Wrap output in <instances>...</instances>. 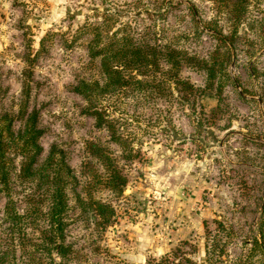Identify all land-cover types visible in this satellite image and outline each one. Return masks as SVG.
Returning <instances> with one entry per match:
<instances>
[{
    "label": "rangeland",
    "instance_id": "1",
    "mask_svg": "<svg viewBox=\"0 0 264 264\" xmlns=\"http://www.w3.org/2000/svg\"><path fill=\"white\" fill-rule=\"evenodd\" d=\"M236 1L0 0V116L17 131L36 112L41 160L55 149L76 179L71 249L56 264H149L176 250L174 264H264V0H249L239 23L231 12ZM107 16L117 27L129 24L128 33L160 64L157 74L133 76L156 75L162 91L145 98L131 85L111 100L134 120L127 127L138 152L132 161L76 92L81 82H105L100 59L89 56L90 36L77 31ZM217 57L227 76L218 74L220 96L206 90L204 61ZM92 143L108 147L122 169V196L91 175L102 171L89 153ZM11 157L20 167V157ZM22 185L13 198L20 212L36 190ZM93 200L115 210L105 229L88 210ZM7 203L0 192V264H51L39 247L24 249L9 236ZM40 228L25 227L34 243Z\"/></svg>",
    "mask_w": 264,
    "mask_h": 264
},
{
    "label": "trees",
    "instance_id": "2",
    "mask_svg": "<svg viewBox=\"0 0 264 264\" xmlns=\"http://www.w3.org/2000/svg\"><path fill=\"white\" fill-rule=\"evenodd\" d=\"M239 2L240 7H238ZM248 3L249 0H237L232 6L231 12L237 15L236 23L241 21L243 14H246ZM130 29L129 24L119 27L113 25L112 17L107 16L101 24H85L77 31L79 35L90 36L89 56L92 62L100 59L105 82L102 85L98 81L81 82L76 87V92L85 99L86 112L95 117L97 127L110 134L111 141L118 145L127 161L138 157V152L133 148V139L127 131V127L134 120L125 116L127 114L119 113L120 106L112 105V98L123 91L127 92L131 85L145 98L150 91L159 93L163 90L162 82L156 75L152 80H142L133 76L135 72L142 76L149 71L157 74L160 72V64L155 59L154 53L153 57H150L148 44L144 40L140 42L133 39L128 33ZM219 40L225 46L229 45L228 38L224 35L220 36ZM220 49L217 48V51L219 52ZM218 61L219 57L204 61V64L207 69L206 90L215 88L217 95L220 96L224 84L218 78V74H223V78L227 76L223 67L225 60H222L220 65H217ZM221 99H219L220 103ZM110 109L113 111L111 112ZM213 115L216 117L217 111H214ZM42 134L43 130L38 127L36 112L28 115L24 125L17 131L13 130V120L0 116V192L8 197L5 219L10 223L9 228L6 229L10 230L9 236L16 235L24 249L29 245L39 247L38 249L52 260L51 264H56V259L67 258L71 249L66 244V238L70 225V191H74L76 179L65 156L56 153L55 149L51 150L43 161L41 160ZM89 153L102 168V171L92 169L91 175L94 180L102 184L112 195L122 196L128 181L110 149L100 143H92ZM11 155L20 157V167L16 166ZM18 184L20 186L32 184L36 187L33 195L24 197V201L28 203L22 212L17 208L18 202L13 199L16 194L14 188ZM81 204L83 205L84 202ZM88 207L99 226L105 229L113 223L115 210L110 204L93 200ZM31 225L41 226L36 240L39 242L34 243V238H30L31 234L25 232V227ZM179 252L176 250L149 264H174L171 260L175 261ZM184 260L188 264H194L189 259Z\"/></svg>",
    "mask_w": 264,
    "mask_h": 264
}]
</instances>
